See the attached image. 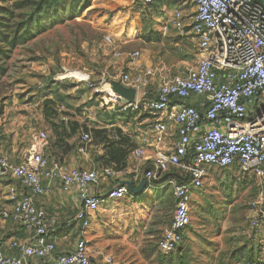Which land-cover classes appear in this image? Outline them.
I'll return each mask as SVG.
<instances>
[{"label":"built area","instance_id":"2783aa9c","mask_svg":"<svg viewBox=\"0 0 264 264\" xmlns=\"http://www.w3.org/2000/svg\"><path fill=\"white\" fill-rule=\"evenodd\" d=\"M148 4L152 0H138ZM193 10L190 31L195 42L196 62L184 75L164 77L155 67L140 68L133 74L121 73L119 80L136 89L132 103L120 105L110 83L112 77L100 70L93 79L84 72L82 77L61 75L59 80L74 79L85 82L98 97L101 108L111 110L142 111L151 118L150 132L153 142L160 145L174 133L168 154H157L151 167L131 174L128 181L146 180V189L158 184L172 188L174 210L171 220L157 241V249L169 253L183 241L190 224L191 192L199 189L212 169L238 166L243 177L253 176L258 182L256 199L250 202L254 216L253 229L264 222V6L257 0H190ZM183 12L172 13V24L183 31ZM127 57L139 59L135 50ZM158 75L160 82L154 96L147 97L145 88L149 78ZM142 98H138L139 92ZM210 96V98H208ZM197 101L198 105L192 103ZM92 141L89 132L79 138V152H85ZM48 135L39 130L33 136L28 156L13 164L0 156V178L11 177L27 192L16 194L10 190L12 207L1 211L3 219L25 230L26 240L12 239L8 247L18 256L8 255L0 249V264H30V258H50L55 245L48 240V220L45 211L33 201L42 195L43 179H56L63 191L74 190L80 202L76 220L80 224L76 240L70 251L59 254L53 264H91L85 230L91 224L93 212L110 201L124 199L129 190L123 181L115 182L104 196L97 193L101 180L117 178L125 172L111 166L86 170H61L58 161L44 154ZM136 161L144 157V148L133 149ZM178 178L169 176L173 173ZM125 181V180H124ZM264 254V239L260 241ZM112 262L111 258H106Z\"/></svg>","mask_w":264,"mask_h":264},{"label":"rangeland","instance_id":"374dc122","mask_svg":"<svg viewBox=\"0 0 264 264\" xmlns=\"http://www.w3.org/2000/svg\"><path fill=\"white\" fill-rule=\"evenodd\" d=\"M17 1L0 0V6ZM178 9L185 18L183 31L172 24V13ZM46 10L49 18L42 21L43 31L0 57L5 68L0 75V129L9 117L19 121L31 111L32 120L38 116L42 123L27 130L29 140L38 129L60 137L56 121L64 111L49 94L57 85L63 90L72 87L71 79L60 81L68 83L64 86L56 82L61 75L84 71L95 79L115 52L135 50L169 78L184 75L196 62L190 0H161L156 7L138 0H64L62 6ZM78 92L90 96L83 87ZM93 95L75 109L82 110L83 119L99 118L98 110L110 112L109 123H114L120 112L101 108ZM243 176L236 165L210 170L203 185L191 192L183 251L169 256L158 251L156 242L174 210L170 186L158 184L101 206L85 230L91 264H247L248 257L254 264H264L260 250L264 222L259 218V227L252 228L255 212L249 205L256 199L258 182Z\"/></svg>","mask_w":264,"mask_h":264},{"label":"crops","instance_id":"0c3cea01","mask_svg":"<svg viewBox=\"0 0 264 264\" xmlns=\"http://www.w3.org/2000/svg\"><path fill=\"white\" fill-rule=\"evenodd\" d=\"M126 54V52H115L112 57L108 58V68H101L100 70H105L107 74L112 77L111 79L119 80L121 73L133 74L137 71V66L142 69L154 67V65L144 56L142 57L141 54L137 60H132L127 57ZM88 73L92 74V72ZM60 81L62 80H56V82L60 83L62 86L71 83L72 87L66 90L61 89L58 85L56 88H50V97L53 96L55 98V101H57V109L59 111H64V115H61L59 120L56 121L59 126L60 140L57 139L55 135H52V137L48 135L49 142L43 151L49 160L58 161L63 171H69L73 168L92 170L106 166L102 159L105 157V148L102 143H95L92 139L85 152L78 151L79 138L80 135L85 132L84 127H87L88 130L91 128H108V136L114 140L119 139V135L114 132V129L117 128L120 129L121 135L126 136L132 143L131 151L126 158L125 172L120 174L117 178H105L101 180L97 189L98 195L104 196L115 182L131 179V174L136 171H139L141 174L145 168L152 166L153 159L157 154H168L170 152L172 142L175 139L174 133L171 132L163 143L156 145L153 142L150 132L152 118L147 113L142 111L122 112L117 110L122 116L113 117L114 123H109L112 114L110 112L102 113L98 110L99 118L90 117L83 119L82 110L75 108L78 107L80 103L82 104V102H85L86 99H90V96L93 95L92 92L87 88L85 82H78L71 79L70 82L66 84V82ZM159 82L160 79L158 75L149 78V84L145 88L147 97L154 96ZM80 87L86 90L88 89L90 96L87 97L86 93H79L78 89ZM76 91L78 95H76ZM93 96L95 99L99 100L96 95ZM142 96V92L140 91L138 98L141 99ZM66 97H68L67 100H65ZM192 103L198 105L196 100L192 101ZM105 110L114 111L107 108H105ZM19 119V121L16 120L14 122V119L9 117V122L4 125L3 129H0V156H6L13 164L21 162L28 156V150L33 142V136L39 131V129L35 130L37 129L35 128L29 140L27 137V130H31L32 126L34 127L42 123V118L38 120V116H36L33 121L32 113L28 110L27 113ZM27 126H29V128ZM71 127H76L74 133L70 132ZM136 147L144 148L145 157L141 161H136L133 156L132 152ZM141 179L142 177L139 175V179L134 181L133 185L135 187L138 186ZM42 183L45 187V192L42 195L33 196V201L38 207L45 211L49 226L48 240L54 243L55 250L53 256L50 258H30V264H53V259L59 254L68 252L72 249L77 233L80 230V224L75 217L80 208V202L76 192L74 190L63 191L60 182L56 179H43ZM12 188H15L16 194L27 192L13 178L8 176L0 178V213L12 207V201L9 199V193ZM28 237L29 234L25 230L13 224L10 220L3 219L0 215V249H2L3 252L8 255L18 256L19 254L15 249H10L8 247L9 242L12 239L26 240Z\"/></svg>","mask_w":264,"mask_h":264},{"label":"trees","instance_id":"16d2710c","mask_svg":"<svg viewBox=\"0 0 264 264\" xmlns=\"http://www.w3.org/2000/svg\"><path fill=\"white\" fill-rule=\"evenodd\" d=\"M160 1L161 0H152L145 5L156 7L159 5ZM63 3L64 0H18L14 4H4L0 6V57L5 56V53H7V51L10 52L16 45L29 41L40 34L44 28L42 21L49 18L46 9L51 6H62ZM24 9H29L28 13L19 12ZM51 17L53 16H50V18ZM23 18L25 19L23 20ZM4 73L5 68L0 65V75ZM56 128L57 125L54 124L53 129L56 130ZM75 129L76 127L70 128L72 132H75ZM84 130L90 132L93 141L103 144L105 148V157L102 158L104 160V165L111 166L115 170H122L126 167V158L131 151L132 143L126 136L121 135L120 129H114V132L119 135L118 140L111 139L108 136L109 131L105 128H91L88 130L87 127H84ZM169 176L178 178V175L174 171L173 173L171 172ZM189 227L190 224L187 228ZM182 251L183 246L181 243L174 251L164 254L169 256L174 252L181 253ZM247 253L249 254V252ZM247 264H254L250 261L249 257Z\"/></svg>","mask_w":264,"mask_h":264},{"label":"water","instance_id":"95a60500","mask_svg":"<svg viewBox=\"0 0 264 264\" xmlns=\"http://www.w3.org/2000/svg\"><path fill=\"white\" fill-rule=\"evenodd\" d=\"M260 4L264 6V0H257ZM110 83L112 85L113 91L121 97L120 105H125L128 103H132L135 101L136 98V89L130 86H125L123 83H121L120 80H110ZM210 98V96H208ZM129 190V193L131 194H141L145 191L146 188V180L141 179L140 184L136 187H134L133 183L125 180L123 181Z\"/></svg>","mask_w":264,"mask_h":264},{"label":"bare ground","instance_id":"6f19581e","mask_svg":"<svg viewBox=\"0 0 264 264\" xmlns=\"http://www.w3.org/2000/svg\"><path fill=\"white\" fill-rule=\"evenodd\" d=\"M83 73L84 72H81V71H75V72L68 73L66 75H75V77L79 78L83 76Z\"/></svg>","mask_w":264,"mask_h":264}]
</instances>
